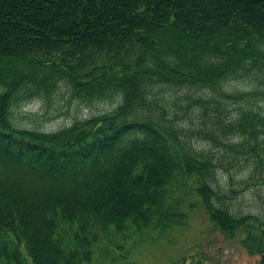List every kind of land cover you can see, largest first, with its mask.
<instances>
[{
    "label": "trees",
    "instance_id": "1",
    "mask_svg": "<svg viewBox=\"0 0 264 264\" xmlns=\"http://www.w3.org/2000/svg\"><path fill=\"white\" fill-rule=\"evenodd\" d=\"M62 87L116 104L55 130L14 122ZM262 101L264 0H0V264L91 263L197 208L264 264V212L218 182L232 159L264 180ZM211 251L179 259L224 264Z\"/></svg>",
    "mask_w": 264,
    "mask_h": 264
},
{
    "label": "rangeland",
    "instance_id": "2",
    "mask_svg": "<svg viewBox=\"0 0 264 264\" xmlns=\"http://www.w3.org/2000/svg\"><path fill=\"white\" fill-rule=\"evenodd\" d=\"M228 87L250 88L246 81L241 80L231 81ZM261 103L264 107V101ZM115 104L114 100L81 103L70 97L62 87L61 92L50 104L33 100L14 106L12 118L19 126L55 130L70 124L74 119L109 110ZM191 141L197 147L207 149L210 146L209 142L195 136H192ZM214 151L216 155L225 154L223 149ZM220 159H223V156H220ZM246 162L242 159H232L231 164L226 163L227 170H218V182L230 196L227 200L236 211L262 213L264 180L259 178L257 170L250 172L252 169L245 165ZM231 188L234 191H231ZM152 235L136 244L127 240L122 248L107 242L104 252L97 249L92 262L84 264H184L185 261H180L179 257L199 247L212 250L211 253L224 264H257L258 255L249 253L236 239L226 238L200 208L191 211L185 224L165 232L164 236H157L155 232ZM20 249L25 255L22 245Z\"/></svg>",
    "mask_w": 264,
    "mask_h": 264
},
{
    "label": "bare ground",
    "instance_id": "3",
    "mask_svg": "<svg viewBox=\"0 0 264 264\" xmlns=\"http://www.w3.org/2000/svg\"><path fill=\"white\" fill-rule=\"evenodd\" d=\"M32 101V100H31Z\"/></svg>",
    "mask_w": 264,
    "mask_h": 264
}]
</instances>
